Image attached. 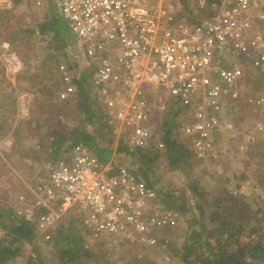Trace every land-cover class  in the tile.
Returning <instances> with one entry per match:
<instances>
[{"label": "built area", "instance_id": "2783aa9c", "mask_svg": "<svg viewBox=\"0 0 264 264\" xmlns=\"http://www.w3.org/2000/svg\"><path fill=\"white\" fill-rule=\"evenodd\" d=\"M185 1H58L69 31L97 65L92 84L117 143L129 156L165 150L164 116L171 98L188 112L178 132L199 161L226 151L227 143L217 138L233 130L225 111H232L235 102L264 106V95L246 94L243 83L248 70L264 71V0H198L212 11L195 23L177 16ZM1 4L11 8L9 0ZM2 47L6 71L20 73L21 62L10 45ZM60 72L63 101L77 88L67 66L61 65ZM31 105L30 93L17 94L18 117H28ZM155 116L163 130L159 135L151 124ZM257 125L264 129L262 122ZM255 141L248 134L243 144L247 148ZM43 172L31 179L13 213L33 224L46 242L70 214L84 228L86 249L166 245L159 234L181 221L180 213L163 207L155 188L133 169L119 167L114 159L103 162L83 143L59 160L46 161Z\"/></svg>", "mask_w": 264, "mask_h": 264}, {"label": "rangeland", "instance_id": "374dc122", "mask_svg": "<svg viewBox=\"0 0 264 264\" xmlns=\"http://www.w3.org/2000/svg\"><path fill=\"white\" fill-rule=\"evenodd\" d=\"M1 1L0 213L9 215L10 210L13 211V207L17 205L18 197L21 194H28L27 185L30 182L32 184L31 179L35 175L44 173L43 165L48 161L46 148L52 147L51 144L55 139L49 136V132L60 134L61 131L67 134L70 129L79 127L78 124L84 117V111L78 106L76 95L71 99L69 106L62 108L65 113L52 109L51 103L56 99L41 97L35 86L45 88L48 77H59L56 74V68L49 73L48 66L51 65L54 68L64 64L71 68L72 74L79 79H88L85 90L86 105L97 118H100V121L86 123V125L90 131L94 132L101 147L105 146L100 137L104 135L101 124L106 117L103 102L93 88L89 67L81 47L76 42L75 35L67 29L63 18L58 14L60 12L56 8L58 0H9L10 9L4 8ZM186 2L178 7L179 19L195 23L211 15V5L202 8L198 0ZM42 26H45V29L40 34ZM33 30L36 34L31 33ZM6 43L10 45V52L14 53L21 62L22 69L16 75L8 73L2 61L4 54L2 46ZM254 71L256 70H248L247 77L243 80L245 92L252 93L254 96L264 95V71L257 77ZM54 88L61 92L64 87L56 84ZM19 92H28L32 96L31 113L28 117L17 115ZM6 95H8L7 102L3 103ZM225 112L226 120L232 122L234 128L232 131L221 133L217 140L225 141L227 149L219 153L217 157L205 161H199L192 155L188 138L178 132L181 125L188 122V112L174 98H171L168 111L164 116L165 131L167 133V127L172 126L173 133L191 153L187 161L172 164L170 151L150 152L149 154L153 156L156 153H162L154 158L151 164L141 159L137 160L126 156L125 153H118L117 138L113 136L115 139L112 145L114 152L112 160L117 161L119 167H129L138 175L141 169L147 170L155 180L153 182L156 190L162 188L166 190L165 192L176 190V193L179 191L180 195L186 194V203L189 204L191 212L189 216L181 217L177 228L169 230L166 235L164 232L159 234L160 239L164 237L168 240L166 245L141 248L122 244L116 249L107 245H97L93 251L94 256L85 259L82 264H175L176 250L182 249L190 236L194 237L195 233L201 236L203 230L212 225L209 219L211 204L215 203L214 207H219V203L225 199L235 202L240 200L250 204L253 208L250 214L257 215L262 221L261 234H264V129L257 125L262 122L264 126V106L251 107L241 99L236 106L234 105L232 111ZM152 122L153 128L159 135L163 130L160 128L161 124L157 121V116ZM248 134L254 135L256 141L246 148L243 142ZM111 135L106 136L111 138ZM70 144L71 141L68 138L65 139L62 146L64 149L61 148L60 153L68 149ZM71 151L72 149L64 153L63 157ZM192 183L198 184L199 187L205 186L208 192L214 194V198L209 197L200 201L201 210H196L197 205L194 199L198 196L192 194L190 187ZM27 197L31 199L30 196ZM260 207L261 211L257 212ZM197 219L202 222L201 226L194 225L189 226L188 230L183 229L186 222L191 224ZM75 222V229L73 227L68 234L79 241L81 233H77L76 229H81L76 227L79 226L77 217ZM60 229L61 226L56 231L57 234ZM56 233L51 242L36 237L32 243H23L20 256L12 258L7 264H26L29 257L36 260L42 259L45 264H53V261L58 259L59 250H62L59 249L61 242H57L59 236ZM4 234L6 232L0 226V236ZM80 245L84 246V244ZM55 263L60 264V260H56Z\"/></svg>", "mask_w": 264, "mask_h": 264}, {"label": "trees", "instance_id": "16d2710c", "mask_svg": "<svg viewBox=\"0 0 264 264\" xmlns=\"http://www.w3.org/2000/svg\"><path fill=\"white\" fill-rule=\"evenodd\" d=\"M187 3L186 1L184 2ZM45 26L41 27L40 34L44 31ZM32 34H36V31H31ZM47 71L52 72L56 68V74L59 77L54 76L53 78L48 77L46 79L45 88H35L41 95V97L56 99L51 103V107L54 110H59V113H65L62 111L64 106H69L73 96L76 97L78 101V106L84 111L83 120L78 124L79 127L70 129L67 134L60 131V134L57 132H49L51 138H55L51 146L47 149V159L48 160H59L63 157L64 153H68L69 150L73 149L76 144L83 143L87 146L93 154H95L103 162H108L112 159L113 149L112 145L114 142V135L112 133V128L109 125L107 119H105L101 127L103 129L104 135L100 137L105 146L101 147L100 142H97L96 135L93 131L88 129L86 123H94L100 121V118L95 116V113L88 109L86 105V92L88 79L76 77L74 74V79L76 82V92L74 95L69 97L67 100L61 101L59 99V93L57 89L54 88L56 84H60L64 87L62 82L60 65L52 68L53 66H48ZM68 67V66H67ZM71 69V68H69ZM255 77L260 75L263 71L261 69H255ZM71 71V70H70ZM36 80L34 79V82ZM59 81V82H57ZM7 96L4 99L3 103L7 102ZM4 105V104H3ZM52 110L54 113L55 111ZM58 113V114H59ZM77 125V126H78ZM59 131V130H58ZM166 132V131H165ZM112 134L111 138H108L106 135ZM71 141L68 149H65L63 153H60L65 139ZM162 141L165 143L166 147L164 151H170L171 153V162L172 164L178 163L180 161H187L190 159L191 153L186 148L185 144L180 142L177 136L173 133L172 126L167 127V133L162 138ZM45 149V148H44ZM64 149V148H62ZM118 153H125L126 156H129L126 147L122 144H118L117 148ZM148 152L140 153L139 156H129L136 158L137 160H144L146 163L151 164L154 161V158L158 157L159 154L156 153L149 154ZM141 178H143L150 186L155 188L153 182L154 178L150 175L147 170L138 171ZM155 181V180H154ZM157 183V182H156ZM192 194L195 197L196 210H201L200 201L206 198H214V194L208 192L205 186L199 187L198 184H191ZM156 190V188H155ZM159 188L156 190L159 203L168 209L176 210L183 217L189 216L191 208L189 204L186 203V194L176 193V190L167 191ZM219 207H214L215 203L210 206V215L209 219L211 224L209 228L207 227L203 230V234L199 236L195 233V236H191L187 239L186 244L182 249L176 250L174 256L177 264H264V234H261L262 221L258 219L257 215L253 216L250 213L253 211L252 206L247 202H238L227 201L226 199L219 203ZM261 211V207L257 212ZM7 217V219H5ZM75 214H70L60 225L61 229L58 232L59 236L57 242L60 243L58 259L60 264H82L85 259L91 258L94 256L95 247L86 249L85 248V234L84 228L79 222V226H76L79 229H76L77 233H81L79 241L76 237L70 236L68 233L75 229ZM5 220V221H4ZM74 220V221H73ZM185 228L188 230L189 226H201L202 222L200 220H193V222H186ZM0 226L5 230L6 234L0 236V264H7L11 261L12 258H17L21 254V248L23 243H32L34 238L37 237L35 232V226L33 224L22 221L17 218L13 211L10 210L9 215L0 213ZM60 228V227H59ZM173 230V229H171ZM166 235L169 230L163 231ZM55 235V234H54ZM54 237V236H53ZM51 239L49 242H51ZM80 244H84L81 246ZM26 264H45L42 259L36 260L35 258L29 257ZM59 264V263H58Z\"/></svg>", "mask_w": 264, "mask_h": 264}, {"label": "crops", "instance_id": "0c3cea01", "mask_svg": "<svg viewBox=\"0 0 264 264\" xmlns=\"http://www.w3.org/2000/svg\"><path fill=\"white\" fill-rule=\"evenodd\" d=\"M59 1V0H58ZM58 1H57V4H58ZM57 8V10H59L58 9V7H56ZM60 11V10H59ZM58 14L59 15H61V13L60 12H58ZM62 17V16H61ZM64 21V20H63ZM65 22V21H64ZM66 26H67V24H66ZM67 29L69 30V28H68V26H67ZM77 42V41H76ZM81 50H82V52H83V54H84V58H85V62H86V64L88 65V67H89V75H90V79L92 80V76L94 75V72H95V69H96V63H95V61H93V60H91L90 58H87V56H86V54L84 53V51H83V49L81 48ZM61 65H64V64H61ZM60 65V66H61ZM65 66H67V65H65ZM83 76H85V75H83ZM93 88H94V86H93ZM94 90H95V88H94ZM97 91V90H96ZM244 100V99H243ZM245 101V100H244ZM239 102V101H238ZM238 102H235V106H236V104L238 103ZM251 106V105H250ZM251 107H254V106H251ZM110 160H112V159H110Z\"/></svg>", "mask_w": 264, "mask_h": 264}]
</instances>
